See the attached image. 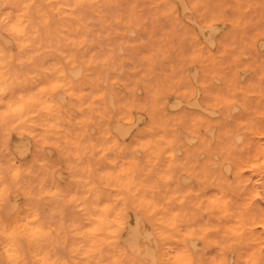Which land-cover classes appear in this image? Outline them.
Segmentation results:
<instances>
[{
	"label": "snow or ice",
	"instance_id": "1",
	"mask_svg": "<svg viewBox=\"0 0 264 264\" xmlns=\"http://www.w3.org/2000/svg\"><path fill=\"white\" fill-rule=\"evenodd\" d=\"M106 6L95 0L49 2L36 6L41 10L33 20V0H28L15 18L0 15V32L11 37L0 45V144L5 146L0 154V264H264V19L239 44L233 36L235 75L221 70L224 79L213 75L203 83L198 75L176 79L175 70L168 76L173 88L197 96L204 91L209 106L203 112L212 120L189 123L182 114L157 121L158 109L145 103L151 126L137 133L138 143L135 137L125 143L143 119L125 121L130 102L134 106L141 82H149L148 68L157 54L140 56L143 47H124L120 24L131 23V14L126 21L118 14L94 30L92 18L85 17ZM231 7L206 5L207 30L217 31L216 21L223 19L238 32L243 13L229 18ZM73 13L81 22L75 34L82 31V38L57 43L70 34L61 22ZM187 40L182 38L178 53H169L174 63L209 61L203 48L195 47L198 43L189 51ZM252 48L259 49L260 62L245 68L259 78L247 89L233 90ZM46 52L56 56L44 67L48 60L40 58ZM256 97L253 105L247 103L246 98ZM14 132L29 147L35 141L31 162L19 144L10 155ZM49 144L61 156L60 167L67 164V176L41 157V151L44 157L52 154L51 148H40ZM130 203L138 221L151 223L152 231L145 232L154 240L148 259L121 246ZM246 233L260 239L241 247ZM69 234L74 261L63 259L56 243ZM21 239L35 245L30 259L19 251Z\"/></svg>",
	"mask_w": 264,
	"mask_h": 264
},
{
	"label": "rangeland",
	"instance_id": "2",
	"mask_svg": "<svg viewBox=\"0 0 264 264\" xmlns=\"http://www.w3.org/2000/svg\"><path fill=\"white\" fill-rule=\"evenodd\" d=\"M49 2L60 4L55 0H33L32 11L34 10V8H36L37 5H43L44 3ZM77 2L78 0H69L68 4H74ZM95 2L98 4H102L104 2L102 5L107 6L96 9L95 12H88V16L85 17V20H87L88 17L92 18L91 26L94 28V30L99 31L100 25L102 23L106 25L107 20L114 21L116 15L118 14H122L125 18V21L131 14V23L121 22L120 24V35L121 39L123 40L124 47L128 50H131L133 46L143 47L145 51L141 52L139 54L140 56L157 53V55L153 59L152 64L148 68V75L150 78L149 82H141L140 87L136 93V99L138 101H141L143 104L147 103V105H149L151 103L150 101L153 91H157L161 93V95L163 96V100H165L167 103L174 102L172 107H166V111L168 112L167 116L179 117L182 114H187L189 123H191L193 119L197 118L206 121L212 120V117L203 112V109L209 106V101L206 98V94L204 91H201L199 96H197L195 93L187 92L188 95L184 98L182 95H179L175 91V88L170 86L174 81L168 80V76L175 70L177 75L179 74V76H176V79L177 77L178 79L180 77H183V79L188 80L189 76L195 78L198 75L200 77L201 83H203L205 78H207L208 81H211L213 79V75L218 78L224 79L223 77H221V70L232 72V74L235 75L237 69L231 63L232 55L234 54H232V50L230 47L233 36H238L237 43L239 44L241 40L247 39V36L256 30L259 21L264 19V0H95ZM214 4L231 5V8L226 9L227 16L229 18L233 15L239 16L243 13V18L240 21V29L238 32L233 29L232 23H225L223 19H217L216 25L218 30L215 32L208 31L207 27H204L209 23V21L205 19V6ZM115 5H119L120 7L117 8L115 7ZM132 5H135L136 7L133 8ZM193 5H195V7H192ZM245 9H247V11L244 12ZM70 10L71 9H68L69 12ZM112 10H114V13ZM97 12L100 13L99 16H97ZM74 15H78V13H74L69 16L67 22H61L65 26L64 30L67 33H70L63 37L65 39V44L70 40H79L83 35L82 31L80 35L75 34L77 30V24L81 22L75 21L73 19ZM148 16L149 18H147ZM101 17L106 20L101 19ZM97 21H100V23H97ZM164 23L166 24V26L164 25ZM202 28L204 29V31H201ZM112 31H115V29H113ZM132 31L136 32V36H132L130 34ZM141 33L144 37H142ZM2 34L6 35L5 32H2ZM174 35L176 37V40L172 41V37ZM185 36H188V40L184 42L186 44L185 47H188L190 51L192 47L191 44L198 43L197 45H195V47H202L204 53L209 56V61L196 63L194 65L184 64L182 66L181 63L177 62V65L173 62V59L170 60L169 53L173 54L174 51L175 54L180 51L182 38ZM99 48L100 45L98 43L92 50L97 51ZM89 55H91V52L89 53ZM260 55L261 53L258 48L249 49L248 59L239 66L240 79L238 83L234 85L233 90L242 87L243 89H247L249 88V85L254 83L255 80H258V73L252 71L251 68L246 70L245 66L248 64L250 66L259 64ZM55 56L56 53L51 52L50 58H48L49 62H53ZM175 59L179 61L178 56H176ZM211 61H214V64L211 63ZM162 64L164 65L162 66ZM213 69H215V72L213 71ZM212 87L220 89L223 87V84L212 85ZM86 90L88 91L87 87L83 89L84 92H87ZM124 92L126 93L127 90H124ZM176 97L177 99H175ZM255 99L258 100L259 97L246 98L247 103L250 105H253L255 103ZM85 102L87 103V101ZM76 107L79 108V105L77 104ZM224 111H227V107H225ZM223 115L224 113L222 112L221 118H223ZM234 115H236L237 118L239 117V113ZM137 117H143V119L139 120V123H141L135 130L130 133V135L124 141L125 143H131L132 139L134 138L132 137L133 132L136 131L138 133H144L148 131V128L145 126V123L148 120L147 113L145 111H141L140 114H136V118ZM135 138L137 143L141 139V137L139 138V136ZM142 138L144 140H147L148 136L143 135ZM20 140L21 138L19 136V133H12L11 144L18 143L20 142ZM31 146L32 149L31 151L27 152L26 157L28 162L33 160V157L37 152V145L35 141L32 142ZM132 146L135 147V144H133ZM40 148H51L53 153L50 156L52 157H44L43 151H41L40 155L42 158H47L52 167L60 168L61 156L59 152L55 150L54 146L52 144L41 145ZM142 159L147 160V156H143ZM65 165L66 163L63 165L61 171L63 172V174L65 173V176H67V169L64 167ZM212 179L213 177L209 176L210 182ZM54 207L55 205L53 203L52 207L49 208V212H51ZM136 216L137 210L130 203L127 209L126 219L131 225H133ZM69 218H71V213L69 215ZM140 222L141 229H150L149 231H152L150 222L148 223V226L145 225L144 219H141ZM68 238L71 237L68 236ZM259 239L260 237L258 234L246 233L245 236L241 238V247L247 245L249 241H256ZM59 248L65 254L63 255L69 259L70 251L68 247L59 245Z\"/></svg>",
	"mask_w": 264,
	"mask_h": 264
},
{
	"label": "bare ground",
	"instance_id": "3",
	"mask_svg": "<svg viewBox=\"0 0 264 264\" xmlns=\"http://www.w3.org/2000/svg\"><path fill=\"white\" fill-rule=\"evenodd\" d=\"M56 2L62 4V3H69V0H55ZM28 0H0V4H4L6 5V8L4 9H0V15H11L13 18H15L18 14L24 12V8H23V5L25 3H27ZM104 3V2H103ZM102 3V4H103ZM176 4V3H175ZM187 4V3H186ZM198 4V3H197ZM128 5V4H127ZM177 5V4H176ZM188 5V4H187ZM192 7H195V5H193ZM126 8V7H125ZM41 9L36 7L34 8L33 11H31V15H32V18L33 20H36L38 19V13ZM108 11V9H107ZM106 11V12H107ZM113 13H114V10H112ZM72 12V10H70V13ZM108 13V12H107ZM229 13V12H228ZM74 14V13H73ZM151 14V13H149ZM230 15V14H228ZM108 16V15H107ZM156 16V15H155ZM69 18V17H68ZM109 18V17H108ZM149 18V16L147 17ZM231 18V17H230ZM264 18V17H263ZM260 19V18H259ZM181 20V19H180ZM92 24V23H91ZM147 24V23H146ZM223 24V23H221ZM255 24V23H254ZM163 25V24H162ZM164 25L166 26V24L164 23ZM176 25V24H175ZM204 27H207V26H204ZM156 29V28H155ZM207 32V31H205ZM127 33V32H126ZM180 33V32H179ZM6 35L2 34V32H0V45L3 44V41L6 40V39H11V37L5 33ZM169 34V33H168ZM238 35V34H237ZM175 36V35H174ZM142 37H144L142 35ZM188 37V36H187ZM126 38V37H125ZM131 40V39H130ZM224 41V40H222ZM221 41V42H222ZM228 42V41H227ZM57 43H60V44H65V39L62 38L61 40H58ZM231 44V43H230ZM168 46V45H167ZM166 46V47H167ZM98 47V46H97ZM172 48V47H170ZM170 50V49H169ZM50 53L51 52H46L45 55L41 56L40 60L41 62H43L46 58L48 60V58H50ZM159 53V52H158ZM157 54V53H156ZM173 54H174V51H173ZM229 59V57H228ZM171 60V59H170ZM157 61V60H156ZM161 61V60H160ZM53 62H49L48 60V64H45L43 65L44 67H47L48 65L52 64ZM177 64V63H176ZM164 64H162L163 66ZM178 65V64H177ZM185 67V66H184ZM187 68V67H186ZM164 69V68H162ZM165 69H166V66H165ZM168 69V68H167ZM181 69V68H180ZM190 69V68H189ZM39 70H42V69H39ZM179 76V74L177 75ZM189 76V75H188ZM190 77V76H189ZM164 78V77H163ZM178 79V77H177ZM186 80V79H185ZM247 82V81H245ZM250 86V85H249ZM243 88V87H242ZM170 89V88H168ZM87 91V90H86ZM175 91L179 94V95H182L184 98L185 96H187L188 94L183 90V88H180V89H176L175 88ZM178 94H177V97H178ZM19 95V93H18ZM177 97L175 99H177ZM125 98L127 99V96H125ZM188 98V97H186ZM149 102V101H148ZM151 103L148 106L149 109L155 107L158 109V112H157V116H156V119L157 121L161 120V119H165L167 118L168 116V112L166 111V107L170 106L172 107L173 106V103L170 102V103H167L165 100H163V96L161 95V93L157 92V91H153V94L151 95ZM118 103H120V101H118ZM79 105V104H78ZM69 108H71V103L67 106ZM141 111H145L148 115L147 117V122L145 123V126L148 128H150L151 126V123L153 121V117H152V114L150 111H146L145 110V104H143L141 101H138L137 99L135 100V104L134 106H131V102H130V107H129V112H130V116L129 117H126L125 118V121H127L128 119H135L136 118V114L137 113H141ZM141 123V122H140ZM138 123V126L139 124ZM137 133L138 132H133L132 133V137H137ZM97 135H99V133H97ZM140 138V137H139ZM125 141V140H124ZM13 143V142H12ZM19 144V147L21 150H23L25 153L31 151V147L32 146H27L25 143H22L21 140L20 142L18 143H13V144H9L7 146V149L11 154L12 153V150L13 149H16L17 146ZM5 150V146L3 144H0V154L3 153V151ZM56 152V151H55ZM53 153V151H52ZM55 154V153H54ZM49 157H52L49 155ZM56 158V157H55ZM57 159V158H56ZM31 162V161H30ZM66 169H67V164L64 166ZM62 168L60 167V170ZM65 175V173H64ZM134 215V214H133ZM126 216H127V211L123 217V220H122V224H121V232H120V242H121V246L124 247H128L129 250H135L138 255L140 257H143L144 259H148L149 256H148V253H149V250L152 248V246L154 245V240L152 239H148L146 236H145V232H148L149 230H146V229H141L140 228V225H141V222L140 220L138 221L137 219V216L135 218V221H134V224L131 225L129 223V221L126 219ZM135 217V216H134ZM69 237L71 238H68L67 237V241L65 239V236L64 235H61L57 238L56 240V243H57V246L59 247V245H63V246H67L68 249H69V259L66 258L64 255V253L62 252V258L63 259H66V260H70V261H74L76 259V257L74 256L73 254V238L72 236L69 234ZM18 246H19V251L21 252L22 255H25L26 257H28L29 259L31 258V254L33 251L36 250L35 248V245L33 244H30L26 239H21L18 241ZM64 254V255H63Z\"/></svg>",
	"mask_w": 264,
	"mask_h": 264
}]
</instances>
